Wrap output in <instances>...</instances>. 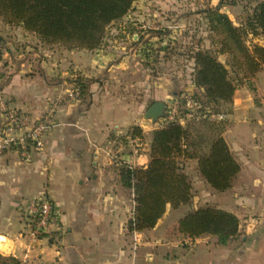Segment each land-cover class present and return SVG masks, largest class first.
Returning a JSON list of instances; mask_svg holds the SVG:
<instances>
[{
    "label": "crops",
    "instance_id": "0c3cea01",
    "mask_svg": "<svg viewBox=\"0 0 264 264\" xmlns=\"http://www.w3.org/2000/svg\"><path fill=\"white\" fill-rule=\"evenodd\" d=\"M125 44L122 48L126 47ZM60 53L59 57L68 56L66 58L70 61L84 57L87 77L101 74L102 69L109 73L117 68L126 70L130 56L113 62L112 56L119 55L120 51L83 49ZM42 72L35 73L41 78ZM29 73L30 70L23 68L13 71L11 80L3 88L6 97L14 106L35 117L41 115L47 99L56 100L58 114L55 128L46 138L45 148L33 152L29 160L14 149L0 150V234L7 238L4 243L6 255L20 258L23 264H149V260L164 256L161 262L157 259L158 264H264V69L253 79L254 88L246 83L236 89L228 116L229 125L223 133L241 166L233 186L222 192L214 190L215 201H211L240 218L239 234L227 244L218 243L213 235L184 236L178 231V220L174 227L177 234L163 240L160 232L167 227L161 223L166 216L154 228L130 232L127 222L134 208L133 191L124 187L119 179L114 183L103 176L108 157L102 148L96 147L106 139L108 130L100 123L103 110L99 103L93 101L89 110L81 107L83 99L73 107L64 105L56 95L60 88L62 94L65 86L51 83L48 76L52 71L44 73L43 82L37 81L36 75L27 76ZM58 73L61 78L69 74L64 67ZM90 114L93 122L88 119ZM242 123L246 127L241 126ZM151 140L152 135L146 142V153L139 157L131 153L127 157L133 161L143 160V165H147ZM74 152L83 157L76 159ZM52 156L58 161L52 173L58 180L49 192L58 205L60 225L51 237L43 239L38 248L29 252V260L24 262V239L18 237L24 226L20 214L24 209L22 198L27 195L30 200L41 195L35 182L41 179L37 176L48 157ZM189 161L197 165L196 160ZM201 181L207 183L203 177ZM118 186L131 192L132 204L128 211L124 205V191ZM112 216H119L121 223L111 225Z\"/></svg>",
    "mask_w": 264,
    "mask_h": 264
},
{
    "label": "trees",
    "instance_id": "16d2710c",
    "mask_svg": "<svg viewBox=\"0 0 264 264\" xmlns=\"http://www.w3.org/2000/svg\"><path fill=\"white\" fill-rule=\"evenodd\" d=\"M135 1L0 0V18L36 34L44 44L95 50L102 46L107 28L126 17ZM224 5L220 0L215 7L203 10L219 49L198 48L192 55L195 69L191 92L200 104L201 117L155 128L147 165L115 162L121 184L134 194L133 213L127 222L130 232L154 228L168 205L179 208L192 202L193 183L185 161L196 160L199 175L220 192L230 189L240 172V163L223 136L228 117L217 116H229L238 86L247 83L254 88L253 79L264 69V45L250 40L252 35L264 36V0L254 6L246 23L235 24L221 11ZM219 54H228V62L219 60ZM75 85L81 98L88 95V83L77 79ZM131 133L142 137L143 129L134 126ZM178 231L191 238L213 235L218 243L227 244L239 234L240 218L224 208L202 205L179 218ZM0 264L23 263L16 256L0 253Z\"/></svg>",
    "mask_w": 264,
    "mask_h": 264
},
{
    "label": "rangeland",
    "instance_id": "374dc122",
    "mask_svg": "<svg viewBox=\"0 0 264 264\" xmlns=\"http://www.w3.org/2000/svg\"><path fill=\"white\" fill-rule=\"evenodd\" d=\"M219 1L136 0L132 11L126 17L113 22L107 28L105 40L99 48L102 52L117 51L119 53L120 51L119 55L112 56L114 57L113 62H119L125 56L130 55L127 58L126 70L117 68L113 73H109L107 70L102 69L101 74L93 77L85 75L88 67H86L87 60L84 57L75 58L72 61L66 58L68 56L59 57L61 55L59 52L68 53L70 49L57 44H44L36 34L26 31L18 24L7 23L0 18V94L3 95L10 107L23 110L21 107L14 106L12 101L6 97V92L3 91V88L11 80L13 71L20 68L25 69V71L30 70L31 73L27 76H33L36 75L35 72L44 71L40 73L41 78L36 75L37 81L41 80L43 82V75L49 70L52 71L51 76H48L51 77V83L65 86L63 93L61 94L60 88L57 90L58 96L56 95L64 105L73 107L77 105V101L83 99L81 107L89 110L93 101L99 103L100 109L103 110V121L100 123L106 126L108 130L106 139L103 143H97L96 147L98 149L102 148L105 156L108 157L103 176L115 183L119 179L115 163L117 159L130 160L133 166L143 165V160L133 161L132 158L127 157L128 154H133L135 148L129 141L133 127H142V137L144 142H147L152 135V131L163 125L162 118L158 124L145 118L148 108L154 101L167 102L171 98L191 92L194 87L195 69L193 52L198 48L219 49L220 44L215 42L216 37L213 39L214 33L210 30L208 18L203 12L206 8L215 7ZM223 1L225 5L222 6L221 11L228 14L235 24H238L240 22L246 23L253 13L254 6L262 0ZM250 37L251 41L264 45V36L252 35ZM123 44L126 47L122 48ZM76 54L79 55V52H76ZM80 55H83V53H80ZM228 58V54H219V60L222 62H228ZM110 62H108V67ZM63 67L67 68L69 72L66 78H61V74H57ZM233 77H235V74H233ZM77 79H82L88 83V95L84 98H81L80 88L75 85ZM157 91H159L158 94ZM93 93L97 94L95 98L92 95ZM89 99H92V101L89 102ZM55 102L56 100L47 99V102L43 105L44 110L41 115L33 116L41 118L52 113L54 125L50 132L55 128L58 114V105H55ZM24 111L26 110L24 109ZM89 117V121L93 122L91 121L93 115L90 114ZM241 126L246 127V124L242 123ZM68 151L71 159L72 149ZM143 153H146L145 149L141 154ZM74 157L77 159L83 157V155H77L74 152ZM48 159L45 167L42 168V172L37 176L41 179L35 183L38 185L40 193H46L50 196V188L58 180V177L52 174L55 163L58 161L54 156L48 157ZM184 165L193 183L192 202L179 208H172L171 205L170 209L167 207V211L163 215L166 217L161 223V225L165 224L167 227V229L164 228L160 232V237H164L163 240L177 234L174 227H176L179 217L184 216L198 206L207 204L216 206L215 202H211L215 201L213 197L214 189L201 181V176L196 168L197 165L191 164L189 160L185 161ZM64 180L65 177H63ZM116 188L117 186H114V189ZM118 189L124 191V205L128 211L129 206L132 204L131 192L123 190L119 186ZM26 196L22 198L21 204H24L23 206L29 200ZM50 197L52 198V196ZM20 214L22 218L25 217V209ZM110 220L111 225L121 223L119 216H112ZM4 248V244L0 243V253L6 255ZM164 257L153 258L149 260V264H158L157 259L160 261Z\"/></svg>",
    "mask_w": 264,
    "mask_h": 264
},
{
    "label": "built area",
    "instance_id": "2783aa9c",
    "mask_svg": "<svg viewBox=\"0 0 264 264\" xmlns=\"http://www.w3.org/2000/svg\"><path fill=\"white\" fill-rule=\"evenodd\" d=\"M201 113L199 102L192 92H187L166 102V112L162 121L163 124L169 122L185 124L189 120L199 119ZM217 117L223 119L228 115L223 113ZM53 125L52 113L35 118L27 111L10 107L3 95L0 94V150L14 149L19 152L21 157L29 160L33 152L45 148L47 135ZM129 141L135 147L133 155L139 156L147 147L141 136L131 134ZM118 160L120 159L116 161ZM123 161L131 164L130 160ZM24 209V226L19 231L18 237L24 239L23 261L28 262L29 252L38 248L43 239L51 237L59 228L60 212L56 202L46 193L28 200Z\"/></svg>",
    "mask_w": 264,
    "mask_h": 264
},
{
    "label": "water",
    "instance_id": "95a60500",
    "mask_svg": "<svg viewBox=\"0 0 264 264\" xmlns=\"http://www.w3.org/2000/svg\"><path fill=\"white\" fill-rule=\"evenodd\" d=\"M166 102L156 101L146 111L145 118L150 119L153 123L158 124L160 119L165 116ZM7 242V238L0 234V243L4 244Z\"/></svg>",
    "mask_w": 264,
    "mask_h": 264
}]
</instances>
